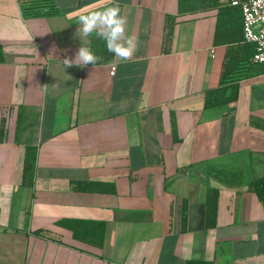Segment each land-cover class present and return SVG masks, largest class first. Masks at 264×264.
<instances>
[{
  "label": "crops",
  "instance_id": "obj_1",
  "mask_svg": "<svg viewBox=\"0 0 264 264\" xmlns=\"http://www.w3.org/2000/svg\"><path fill=\"white\" fill-rule=\"evenodd\" d=\"M215 1L0 0V264H264L251 188L264 177V72L248 74L241 8ZM113 3L139 39L127 62L76 35L79 14ZM81 45L96 65L63 69ZM66 218L106 222L103 246L74 238Z\"/></svg>",
  "mask_w": 264,
  "mask_h": 264
},
{
  "label": "trees",
  "instance_id": "obj_2",
  "mask_svg": "<svg viewBox=\"0 0 264 264\" xmlns=\"http://www.w3.org/2000/svg\"><path fill=\"white\" fill-rule=\"evenodd\" d=\"M190 0H180V4L182 7H188V5H183V3L189 4ZM215 1V0H213ZM218 0L215 1L214 5H217ZM189 7H191L189 5ZM240 8V7H239ZM121 14V13H120ZM174 24H175V17L169 16L166 24V34H165V45L166 49L169 47L171 41H172V35H173V30H174ZM218 25L221 26V19H219ZM243 25V23H242ZM220 31L219 29L217 30V37L219 38ZM243 40H244V35H243ZM245 47L247 51L249 52L248 58L251 59L250 65L248 67V74L249 75H255L264 72V62H256L253 60V56L255 53V44L251 42H245ZM4 60V54H3V48L2 45L0 44V61ZM235 67V62L232 59L226 61L223 65V76H222V86L216 90H223L226 88V82L229 77V72L233 70ZM4 131L5 127L2 125L1 128V138L4 136ZM37 149L36 147L30 148V153L28 154V160L26 161L25 165V174L24 177H27L28 174L33 171L35 167V159H36V152ZM24 183H30L32 185L33 183L31 180L25 181ZM108 185L111 186L110 191H115L116 187L114 183H105V182H100V181H79L76 182V188L79 190L83 191H109L108 189H105L104 187ZM251 188L257 193L259 198L264 201V177H260L256 180H254L251 183ZM215 191V196L214 198L212 197L211 194L208 196V204H209V222L210 224L215 223L216 219V212H217V200L215 201L217 197V189H213ZM1 212V211H0ZM60 225L65 226L72 230L74 238L95 245L102 247L105 241V233H106V222L104 221H96V220H85V219H71V218H66L64 220H61L58 222ZM36 234L40 236H45L51 238L50 232L47 230H36ZM57 241L62 242L61 239H58ZM200 262L196 261H189L187 264H199Z\"/></svg>",
  "mask_w": 264,
  "mask_h": 264
},
{
  "label": "clouds",
  "instance_id": "obj_3",
  "mask_svg": "<svg viewBox=\"0 0 264 264\" xmlns=\"http://www.w3.org/2000/svg\"><path fill=\"white\" fill-rule=\"evenodd\" d=\"M118 4L104 7L101 10L81 13L75 18L78 25L76 35L81 41L95 35L103 40L106 50L111 53L118 62L131 60L139 47L137 36L127 34V18L122 16ZM44 35V34H43ZM97 57L90 48L80 46L73 56H65L62 65L63 69L77 66L84 68L87 65H96ZM47 90V84L42 85Z\"/></svg>",
  "mask_w": 264,
  "mask_h": 264
},
{
  "label": "built area",
  "instance_id": "obj_4",
  "mask_svg": "<svg viewBox=\"0 0 264 264\" xmlns=\"http://www.w3.org/2000/svg\"><path fill=\"white\" fill-rule=\"evenodd\" d=\"M242 11L244 41L255 44L253 60L264 62V0H230ZM112 65L111 74L116 72Z\"/></svg>",
  "mask_w": 264,
  "mask_h": 264
}]
</instances>
